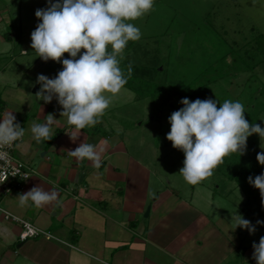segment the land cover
<instances>
[{
  "label": "crops",
  "instance_id": "0c3cea01",
  "mask_svg": "<svg viewBox=\"0 0 264 264\" xmlns=\"http://www.w3.org/2000/svg\"><path fill=\"white\" fill-rule=\"evenodd\" d=\"M27 96L20 88L0 97V119L13 112L26 130L13 154L32 169L20 186L0 194V205L51 236L20 240V224L6 220L0 212V264L255 261L252 248L242 244L240 232L227 221L224 224L222 216L213 219L207 212L206 195L192 189L189 198L184 197L168 178L165 180L142 144L129 138L127 128L108 126L101 119L73 140V126L60 115L63 109L55 97L44 103ZM48 114L57 119L52 126L54 135L38 142L30 127L44 123ZM83 142L104 147L99 169L87 159L69 155L68 151ZM35 186L55 190L59 202L37 207L29 201L21 206L18 194Z\"/></svg>",
  "mask_w": 264,
  "mask_h": 264
},
{
  "label": "rangeland",
  "instance_id": "374dc122",
  "mask_svg": "<svg viewBox=\"0 0 264 264\" xmlns=\"http://www.w3.org/2000/svg\"><path fill=\"white\" fill-rule=\"evenodd\" d=\"M47 7L48 0H0V69L4 70L0 72V97L23 88L27 97L40 99L33 92L35 85L40 89L37 76L52 79L62 70L61 63L42 61L31 48V32L40 23L35 11ZM130 22L142 35L138 41H129L118 59L120 63L131 60L130 48L142 52L136 61L157 66L159 71L151 76L163 93H156L154 100L150 94L138 96L125 87L115 96L105 93L111 96V103L101 119L108 126L127 128L129 138L142 144L165 180L168 178L184 197L189 198L192 189L204 193L213 219L222 216L223 223L235 228V214H239L255 225L252 234L239 226L234 229L240 232L242 244L252 248L264 231L246 213L245 194L230 177L228 159L224 157L209 178L189 184L179 173L184 154L166 136L170 131L168 118L183 107V98L190 102L216 99L218 104L240 101L248 122L264 128V62L257 59V48L264 51V40L252 42L254 54L242 46L257 35L264 38V0H154L151 11ZM63 58H69L68 54ZM166 96L169 103L163 102ZM258 140L259 149L264 151V138L258 135ZM252 263L256 261L244 264Z\"/></svg>",
  "mask_w": 264,
  "mask_h": 264
},
{
  "label": "clouds",
  "instance_id": "9594fccd",
  "mask_svg": "<svg viewBox=\"0 0 264 264\" xmlns=\"http://www.w3.org/2000/svg\"><path fill=\"white\" fill-rule=\"evenodd\" d=\"M153 5L154 0H48L47 8L35 11L40 23L31 32V48L42 61L62 64L55 78L37 76L40 89L35 95L44 103L56 98L63 109L60 115L66 116L73 126L70 136L73 140L81 130L101 122L111 96L118 94L127 83L118 56L122 57L129 41L141 38L140 29L130 21L147 14ZM65 53L69 58H63ZM131 72L129 65L128 76ZM180 103L183 107L168 118L170 131L166 139L183 152L179 173L189 184H198L212 176L213 170L229 154H244L247 138L253 133L264 138V128L248 122L245 106L240 101L225 100L218 104L216 99L190 102L183 98ZM44 118V123H33L30 127L33 139L38 142L48 141L54 135L52 126L57 119L52 114ZM25 134L13 112L5 113L0 119V147L12 145ZM104 151L101 145L83 142L68 153L81 161H91L99 169ZM256 160L264 165V151L257 153ZM248 182L260 190L264 202V172L255 178L248 177ZM17 197L21 206H27L29 201L37 207L59 202L55 190L46 191L41 186ZM234 219L235 228L247 229L250 234L255 232V225L241 215L235 214ZM256 224L264 221L257 220ZM252 248L256 264H264V236Z\"/></svg>",
  "mask_w": 264,
  "mask_h": 264
},
{
  "label": "trees",
  "instance_id": "16d2710c",
  "mask_svg": "<svg viewBox=\"0 0 264 264\" xmlns=\"http://www.w3.org/2000/svg\"><path fill=\"white\" fill-rule=\"evenodd\" d=\"M4 34L6 35V39L9 40L11 38L9 32H6ZM260 38L264 40L262 35H257L256 38L246 41L242 45L243 48L246 47V51L250 50L254 54L255 52L251 50V48L253 49L255 47L253 46L252 42H254L255 40L261 41ZM257 50L259 52L257 59H259V62H264L263 49L260 51V48H257ZM127 51L132 52L130 55V59L132 60V62H130L131 60H129L123 61L124 63H120V67L127 76V83L124 87L135 91L138 96H148L150 94L151 97L153 96L152 99L154 100L156 93H163L162 88H160L159 84L153 81V77L151 76V73L153 74V72L157 73L159 71L157 69V66H147L136 61L137 54L140 57L143 55V53H137L135 48H130ZM81 52H83V50H81ZM250 55L252 54L250 53ZM259 57L262 58L260 59ZM232 61L233 60H231V62ZM129 65H131L132 68L130 76H128L127 74ZM162 99L164 103H169L168 101H170V98L167 96L163 97ZM259 152L262 151L259 149L258 134H252L247 138L246 150L244 154L239 155V153H231L226 156V159H228V161H226L228 164V170L231 172L230 177H232L236 184L243 190L245 194V203L248 208L246 209V213H248L250 218L255 222L257 220L264 221V202H262L260 190L255 188L248 182V177L251 176L255 178V176L260 175L262 172H264V165H260L256 160V155ZM229 163H231L232 167L229 166ZM260 227L264 231V224H260Z\"/></svg>",
  "mask_w": 264,
  "mask_h": 264
},
{
  "label": "built area",
  "instance_id": "2783aa9c",
  "mask_svg": "<svg viewBox=\"0 0 264 264\" xmlns=\"http://www.w3.org/2000/svg\"><path fill=\"white\" fill-rule=\"evenodd\" d=\"M17 141L10 146L0 147V194L10 191L12 186H20L22 182L32 174V169L13 154ZM6 176L7 179L5 180ZM0 212H2L6 220L20 224V231L18 233L20 240H26L41 235L46 237L51 236L49 232L43 231L32 223L3 209L1 205Z\"/></svg>",
  "mask_w": 264,
  "mask_h": 264
},
{
  "label": "water",
  "instance_id": "95a60500",
  "mask_svg": "<svg viewBox=\"0 0 264 264\" xmlns=\"http://www.w3.org/2000/svg\"><path fill=\"white\" fill-rule=\"evenodd\" d=\"M38 90V86L35 85V87L33 88V92H36ZM147 211H148V208H147Z\"/></svg>",
  "mask_w": 264,
  "mask_h": 264
}]
</instances>
